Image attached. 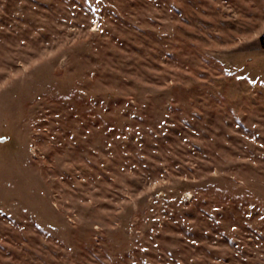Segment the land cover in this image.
<instances>
[{
	"label": "rangeland",
	"instance_id": "rangeland-1",
	"mask_svg": "<svg viewBox=\"0 0 264 264\" xmlns=\"http://www.w3.org/2000/svg\"><path fill=\"white\" fill-rule=\"evenodd\" d=\"M262 42L264 0H0V264H264Z\"/></svg>",
	"mask_w": 264,
	"mask_h": 264
},
{
	"label": "trees",
	"instance_id": "trees-1",
	"mask_svg": "<svg viewBox=\"0 0 264 264\" xmlns=\"http://www.w3.org/2000/svg\"><path fill=\"white\" fill-rule=\"evenodd\" d=\"M261 38H263V36ZM262 43H264V42H262Z\"/></svg>",
	"mask_w": 264,
	"mask_h": 264
}]
</instances>
